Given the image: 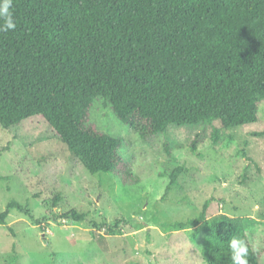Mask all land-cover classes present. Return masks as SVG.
I'll use <instances>...</instances> for the list:
<instances>
[{
	"label": "trees",
	"instance_id": "obj_1",
	"mask_svg": "<svg viewBox=\"0 0 264 264\" xmlns=\"http://www.w3.org/2000/svg\"><path fill=\"white\" fill-rule=\"evenodd\" d=\"M13 13L15 30L0 32V126L43 117L91 174L141 181L121 154L123 139L89 120L98 99L144 140L172 126L218 121L238 129L258 121L264 0H14ZM185 170L167 173V191ZM209 203L196 218L161 225L169 232L198 226L192 238L205 234L206 264H231L234 236L249 242L248 264H261L243 219L209 217ZM12 207L25 211L10 201L1 225ZM63 217L83 222L87 215L72 209Z\"/></svg>",
	"mask_w": 264,
	"mask_h": 264
},
{
	"label": "rangeland",
	"instance_id": "obj_2",
	"mask_svg": "<svg viewBox=\"0 0 264 264\" xmlns=\"http://www.w3.org/2000/svg\"><path fill=\"white\" fill-rule=\"evenodd\" d=\"M257 113L238 129L213 121L144 140L96 100L89 120L123 139L121 154L141 177L134 185L88 172L43 117L0 126V213L12 200L25 209L12 207L0 224V264H206L205 234L192 238L198 226L169 232L161 222L196 218L207 200L209 217L243 219L264 264V101ZM178 166L186 170L167 191ZM72 209L86 220L63 217Z\"/></svg>",
	"mask_w": 264,
	"mask_h": 264
},
{
	"label": "clouds",
	"instance_id": "obj_3",
	"mask_svg": "<svg viewBox=\"0 0 264 264\" xmlns=\"http://www.w3.org/2000/svg\"><path fill=\"white\" fill-rule=\"evenodd\" d=\"M13 3L14 0H0V21H2L0 32H7L16 28ZM228 248L231 264H248L250 247L247 240L234 236L228 241Z\"/></svg>",
	"mask_w": 264,
	"mask_h": 264
}]
</instances>
